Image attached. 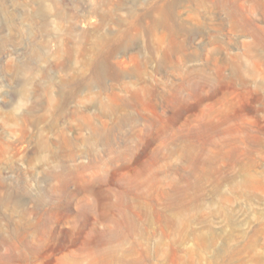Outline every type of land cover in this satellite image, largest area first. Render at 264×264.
<instances>
[{"label":"rangeland","instance_id":"374dc122","mask_svg":"<svg viewBox=\"0 0 264 264\" xmlns=\"http://www.w3.org/2000/svg\"><path fill=\"white\" fill-rule=\"evenodd\" d=\"M0 264H264V0H0Z\"/></svg>","mask_w":264,"mask_h":264}]
</instances>
